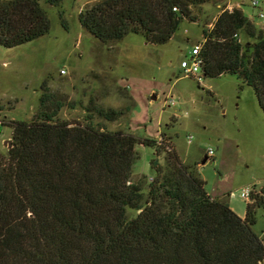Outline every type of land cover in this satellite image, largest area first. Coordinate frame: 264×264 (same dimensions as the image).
Wrapping results in <instances>:
<instances>
[{
	"label": "trees",
	"instance_id": "1",
	"mask_svg": "<svg viewBox=\"0 0 264 264\" xmlns=\"http://www.w3.org/2000/svg\"><path fill=\"white\" fill-rule=\"evenodd\" d=\"M208 1L99 0L80 22L104 44L130 33L164 44ZM50 27L41 0H0V45L35 40ZM203 31V76L235 75L264 110V35L241 7L224 9ZM242 33L254 41L244 43ZM62 106L44 93L32 120L10 123L12 147L0 169V264H264V241L253 228L264 186L252 185L242 217L209 194L198 162H184L165 138L105 129L91 115L73 125L57 117ZM97 112L108 120L124 113ZM138 144L155 149L147 193L141 180L132 182ZM129 209L139 212L132 217Z\"/></svg>",
	"mask_w": 264,
	"mask_h": 264
},
{
	"label": "rangeland",
	"instance_id": "2",
	"mask_svg": "<svg viewBox=\"0 0 264 264\" xmlns=\"http://www.w3.org/2000/svg\"><path fill=\"white\" fill-rule=\"evenodd\" d=\"M97 1L63 0L53 5L41 0L51 21L49 32L14 47L0 45V169L12 147L10 123L32 120L41 108L42 95L49 93L63 103L57 117L73 125L85 124L91 115L105 129H123L159 141L165 138L184 162H198L209 194L226 200L244 217L249 200L241 192L254 183L256 190L264 186V110L253 88L244 84L240 89L242 81L235 75L203 76L199 82L179 67L201 40L197 39L200 27L213 28L224 9L241 7L264 35V17L259 16L264 0L257 7L252 0L197 5L196 20L184 18L180 36L164 44L135 33L111 44L100 42L80 22V12ZM186 28L191 32L189 40L181 38ZM240 38L244 43L254 41L245 33ZM152 90L160 100L151 98ZM133 92H139L137 102ZM98 107L124 113L108 120L98 114ZM210 148L214 155L200 163ZM154 156L153 147L136 146L132 182L141 180L145 193L155 176ZM164 157V153L159 156L163 165ZM138 212L128 211L132 217ZM253 228L264 241V208L257 209Z\"/></svg>",
	"mask_w": 264,
	"mask_h": 264
},
{
	"label": "built area",
	"instance_id": "3",
	"mask_svg": "<svg viewBox=\"0 0 264 264\" xmlns=\"http://www.w3.org/2000/svg\"><path fill=\"white\" fill-rule=\"evenodd\" d=\"M260 1L259 0H252L253 6H259ZM260 17H264V12L260 11L259 13ZM200 50H201V43L195 44L191 51V57H185L180 62V67L187 76H193L195 77L199 82L203 79L202 74V58L200 57ZM64 71V70H62ZM171 103L173 104L174 101L171 100ZM2 121L0 120V134L2 133ZM208 155L213 156L214 151L212 148L208 150ZM251 187L245 188L241 195L245 197L246 199H250L251 195Z\"/></svg>",
	"mask_w": 264,
	"mask_h": 264
},
{
	"label": "crops",
	"instance_id": "4",
	"mask_svg": "<svg viewBox=\"0 0 264 264\" xmlns=\"http://www.w3.org/2000/svg\"><path fill=\"white\" fill-rule=\"evenodd\" d=\"M193 23H196V22H193ZM201 28V33L199 32L198 33V35H197V39H201V40H197L196 41V43L195 44H197V43H201V41L204 39V31H203V28L202 27H200ZM180 30V29H179ZM177 31L174 35H173V37L171 38V40H173V39H176V37H177V35L178 36H180L179 34V32L180 31ZM188 30L189 29H185L184 30V33H185V35L183 34V35H181L182 37L181 38H183V39H191V32H188ZM186 32H188V33H186ZM128 36V35H127ZM126 36V37H127ZM125 37V38H126ZM191 54V53H190ZM191 57V56H190ZM179 69L181 70V71H183L182 69H181V67H179ZM180 78V77H179ZM152 92H154V93H156L157 94V96L153 93V96H151V98L152 99H155V100H160V98H158V96H159V93L157 92V91H155V90H152ZM151 92V93H152ZM131 95H132V97H133V99L137 102V98H139V92H137V94L136 93H130ZM147 97H150V93L149 94H147ZM152 99H149V100H151V101H154V100H152ZM159 122H161L160 120H159ZM161 124H162V122H161ZM161 127V126H160ZM155 137H157V136H155ZM208 157H210V156H206L205 158H204V160L202 161V162H200V163H206V161L208 160ZM200 163H199V165H200Z\"/></svg>",
	"mask_w": 264,
	"mask_h": 264
},
{
	"label": "water",
	"instance_id": "5",
	"mask_svg": "<svg viewBox=\"0 0 264 264\" xmlns=\"http://www.w3.org/2000/svg\"><path fill=\"white\" fill-rule=\"evenodd\" d=\"M154 97V96H153Z\"/></svg>",
	"mask_w": 264,
	"mask_h": 264
}]
</instances>
